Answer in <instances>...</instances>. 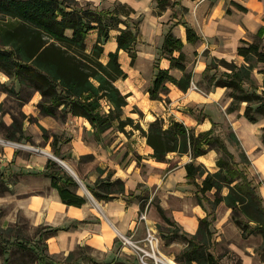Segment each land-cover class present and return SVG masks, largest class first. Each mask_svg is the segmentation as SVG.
I'll return each mask as SVG.
<instances>
[{
	"label": "trees",
	"instance_id": "obj_1",
	"mask_svg": "<svg viewBox=\"0 0 264 264\" xmlns=\"http://www.w3.org/2000/svg\"><path fill=\"white\" fill-rule=\"evenodd\" d=\"M167 2L156 0L155 3L163 11ZM134 12L132 6L124 3L119 7L97 10L88 5L79 6L77 0H0V72L37 91L40 94L37 106L42 114L55 116L56 111L60 110L67 113V118H85L92 127L95 139H99L100 134L111 127L127 133L125 126L129 125L131 131L138 130L145 137L146 144L151 148L150 157L154 160L167 161V155L172 152L186 153L191 157L184 164L185 177L187 183L193 185L195 202L205 211V215L198 219L196 232L187 240L182 252L184 259L177 256L180 264H192V261L196 264H215L210 253L206 258L199 256V244L194 243L193 239L208 226V217L221 202L230 208V218L242 233L258 232L264 247L263 198L249 174L250 160L232 127H227L229 130L224 137L215 130L221 122L211 121L208 129L195 131L179 120H171L164 126L163 119L155 117L143 128L137 119L124 113L128 94L122 93L115 81L126 77L118 60V51L124 50L131 64L137 56L135 45L140 18L130 22ZM171 16L175 14L171 13ZM92 29L96 31V38L90 49L86 50L85 38ZM111 29L118 30L115 35L116 48L107 53V59L103 62V44L109 39ZM259 31L256 32L259 40L241 39L236 47V53L246 63L236 64L225 58L212 57L202 71L208 86L213 84L228 89L230 102L227 112L238 109L240 103L245 102L243 116L250 122H255L257 116L264 117V81L263 88L258 91L252 79L255 67L252 61L264 64V44L260 42L262 34ZM185 38L190 43L198 39L188 25H185ZM182 46L181 39L167 29L160 45L161 55L169 60V68H176L182 74L176 78L168 69L156 65L154 78L148 87L150 98H159L160 93L167 92V81L182 91L190 86L192 71L186 68ZM174 52L177 54L174 55ZM219 65L224 70L216 77L214 72ZM210 70L214 72L209 73ZM259 71L264 72V69ZM103 102H106V110L102 109ZM132 111L141 115L136 107ZM4 132V137L9 140L28 138L21 123L14 120L4 127ZM53 137L55 139V135ZM227 141L237 147L236 152L227 148ZM260 141L264 145V125L260 129ZM53 143V153L58 156V149ZM210 149L217 153L215 171H207L203 164L194 162L196 156ZM102 171L99 169V172ZM44 173L50 178L51 186L57 190L62 202L80 206L86 201L84 196L74 191L78 185L75 178L56 160H47ZM111 176L112 172L108 170L105 177L98 176L93 184L86 186L94 198L109 200L124 194L123 180ZM127 196H133L132 192ZM139 209H143V203H140ZM158 211L162 218L172 222L160 207ZM14 242L20 249L36 255L37 260L44 264H58L52 259L45 261L36 249L24 245L18 237L14 238Z\"/></svg>",
	"mask_w": 264,
	"mask_h": 264
},
{
	"label": "crops",
	"instance_id": "obj_2",
	"mask_svg": "<svg viewBox=\"0 0 264 264\" xmlns=\"http://www.w3.org/2000/svg\"><path fill=\"white\" fill-rule=\"evenodd\" d=\"M120 1H126L135 10L141 3V0ZM171 1L169 14L167 10H163L161 17H158L160 21L154 20L155 32L158 33L160 45L167 29L181 39L186 68L192 71L190 86L186 91H182L167 81V92L160 93L159 98H150L148 87L156 72L151 61L157 55V49L152 48L147 52L151 57L148 68L141 67L139 63L131 64L128 54L120 49L118 60L126 77L117 79L115 84L122 93L128 94L123 110L132 107L125 114L135 118L136 112L132 109L136 107L141 112L139 122L143 128L155 117H160L166 123L164 126L171 120H179L193 127L195 131H201L208 129L211 121L228 120L234 129L233 119L236 115L226 111L230 102L228 89L211 84L206 90H201L198 83L203 81L202 71L212 57L233 59L239 64L243 61L236 53L240 40L251 41L259 29L264 36V0H203L200 3H197V0ZM171 13L175 16L172 17ZM185 25L193 28L197 34L198 39L195 42L186 41ZM142 28L143 24L141 30ZM116 34L109 33V39L103 44V62L107 59V53L116 48ZM95 38L96 31L92 29L85 38L86 50L90 49ZM140 54L142 52L137 50L135 60L142 56ZM176 54L177 52H174V55ZM157 63L159 68L168 69L176 78L182 74L176 68H169V60L165 55H160ZM190 107L198 108L201 114L194 116L189 112ZM48 118L46 117L45 124L52 126L53 123ZM77 118L81 120L80 126L70 129V138L60 145L58 156L51 151L50 146H36L32 150L20 149L11 140L0 135V228L25 220L33 228L41 225L48 231L54 229L45 239L49 255L70 253L84 246L106 254V258L119 255L117 262L120 264H132V261L125 260L117 252L116 244L119 243L115 236L119 232L141 239L146 228L153 227L159 220L152 205L145 210L143 208L145 218L139 219L140 213L143 212L139 209L140 201L138 198L127 196L129 191H137L138 183H145L147 189L157 196L159 206L167 218L180 225L190 235L196 232L198 219L205 215L200 205L195 202L186 211L182 206L173 205L167 200L169 196L180 199L187 193L194 195L190 190L191 184L187 183L185 177L184 164L191 160L188 154L172 152L167 155V161H156L150 157L151 148L141 134L135 137V142L127 143L118 135L111 142L102 144L105 133L102 132L99 139H95L88 121L86 120L89 125L85 123V118ZM53 126L55 127L54 124ZM60 130H64L63 126H60ZM50 154L61 157L59 159L68 167L63 166L67 173L84 186L93 184L98 176L103 177L110 170L111 178L119 177L123 180L124 194H118L109 200L95 198L94 204L90 199H86L80 206L65 204L57 190L51 186L50 178L44 173L47 160L52 158ZM83 156H90L93 160L87 162L90 163L89 166L83 164L86 167L80 175L77 168L79 164L82 166L79 160ZM216 156V151L210 149L196 156L194 162L203 164L207 171H215ZM170 162H173L172 166ZM141 164H145L148 169L143 171ZM99 169L105 170L102 176ZM197 181L200 182V179ZM74 191L84 196L79 187H75ZM89 195L92 196L91 193ZM15 227L17 228L16 225ZM173 252L174 250H170L167 255H173ZM81 261L82 259L78 262ZM134 262L139 264L136 260Z\"/></svg>",
	"mask_w": 264,
	"mask_h": 264
},
{
	"label": "rangeland",
	"instance_id": "obj_3",
	"mask_svg": "<svg viewBox=\"0 0 264 264\" xmlns=\"http://www.w3.org/2000/svg\"><path fill=\"white\" fill-rule=\"evenodd\" d=\"M143 1L146 2L143 3ZM202 1L203 0H197L196 2L200 3ZM77 2L79 6L88 5L97 10L111 9L115 6L119 7L122 3L131 6L126 1L120 0H77ZM171 3L172 1L168 0L164 8L167 10V14H169L168 8L171 7ZM165 10L164 12H166ZM162 14L163 11L159 10L157 3H155V1L153 2V0L150 3L147 2V0H141L137 10L131 14V19H129L130 22H134L140 18V23L138 24L139 32L135 47L142 52V54H140L142 56L139 59L134 60L135 63L133 62V64L137 65L139 63L141 67L148 68L150 64L149 59L151 57L147 55V52L152 50V48L157 49V55H155L154 59L151 61L152 67L155 68L158 64L157 60L161 55V51L159 47V36L158 33L155 32V24L153 22L154 20L160 21L158 20V17H161ZM141 24H143L142 30ZM119 26L123 27L124 25L119 24ZM117 32V29H111L109 33ZM260 34H262V32H260ZM263 38L264 36H261L260 38L262 44H264ZM252 40H259L256 33L253 35ZM228 61L234 60L231 59ZM252 62L255 65L252 70L253 83L258 87V91H260L263 88L264 78L261 79V77H264V72H260L259 69L263 70L264 64L255 62L254 60ZM234 63L238 64L235 61ZM241 63L246 62L243 60ZM222 70H224V67L219 65L216 72L210 70L209 73L214 72L215 76L219 77ZM207 84L208 80L203 79V81L198 83V86L201 90H206L208 86ZM244 85L245 87H248L247 83H244ZM39 100L40 94L37 91H34L32 87L27 86V84H20L17 79L0 72V135L4 137L6 133H2L4 127H7L14 120L15 123H21L24 135H27L28 137L27 139L24 138L19 141L11 140L12 142H16V144H14L16 147L32 150L36 148V146H50L52 151V143L54 142V147H58L57 149L59 151L60 145L69 140V133H72L70 129H73L75 126H80L81 120L77 118L79 116L67 118V113L60 110L56 111L55 116H45L38 109L37 105ZM244 106L245 102H241L239 108L232 111V114L234 116L236 115L233 119L235 122V128L232 129L250 160L248 171L253 177L254 182L257 184L258 193L262 196L264 203V145L260 141V129L264 125V117L257 116L255 122L248 121L243 116ZM106 108V102H103L102 109L106 110ZM131 108L126 107L125 111L123 110L124 113L129 112ZM189 112L196 117L201 114V112H198V108L194 107H190ZM46 117H49V121H51L55 127L53 124L52 126L45 124ZM139 118H141V115L139 116L138 112H136L135 119L139 121ZM85 123L88 124L86 119ZM139 123L142 125L141 122ZM165 124L166 123H164V125ZM60 126H63L64 130H60ZM227 127H232L228 120L221 122L220 125L215 127V130L217 131V134L225 137L229 130ZM130 129V126L126 125L125 130L127 133H123L116 130L115 127L108 128L104 131L105 135L102 138V144L105 142H111L113 138L118 135L120 139H123V141L127 143L135 142V137L140 133L138 130L131 131ZM135 132L136 134L134 135ZM54 135L55 139L53 137ZM124 137H126V140H124ZM227 148L232 152L237 151V147L230 141H227ZM134 155L135 154H132V156ZM92 160L93 159H91L90 156L80 157L79 163H82V166L79 164L77 173L82 175L86 167L83 166V164L86 163L85 165L89 166L90 163L88 164L87 162ZM172 164L173 162H170V166H172ZM140 166L143 171L148 169L145 164H141ZM104 172L105 170L99 174L102 176ZM161 177H163V174ZM76 187H79L86 199H90L93 204L96 203V199L94 197L92 198V196L90 197V192L88 193L86 185L84 186L83 183H78ZM190 187V190L194 192L193 185ZM136 189L137 191H129L128 194L130 192H132V194L135 193L132 198H138L140 203H143L144 210L145 208H149V205H152L153 211L159 219L155 225L151 227L157 238L156 245L159 253L165 261L166 256L175 263L180 264L179 260H177V256L179 255L181 259H184V254H182V252L187 246V240L189 239L190 234H188L180 225L177 223L175 224L174 221L169 222L161 217L158 211V208L160 207L158 198L147 189L145 183H138ZM225 190L226 189H224L223 192H225ZM167 200L173 205L182 206L186 211H188L192 204L195 203L194 195L189 193L185 194L184 197H181L180 199H175L174 197L169 196L167 197ZM144 210L142 213H144ZM212 213L213 218H211L212 216L208 217L210 219L208 226H205L202 231L197 234L196 238L193 239L194 243L199 244L198 253H200L199 256L201 258H206L210 253L215 260V264H264V247L262 244V237L258 232L243 234L241 228L230 218V208L226 207L222 202L214 208ZM44 228L45 227L41 225L33 228L29 226L25 220L19 223L16 222L15 224L10 223L5 228H0V264H44L41 260H37L36 255L29 254L27 251L20 249L14 242L15 237L20 238L24 245L36 249L38 255L44 257L45 261L52 259L58 264H120L117 262L119 255H116L117 257L112 256V258H106V254H101L90 247L84 246H80L70 253L59 254L56 256L49 255L46 250L45 239L50 231L45 230ZM174 235H176V237H174ZM128 236L132 235L128 234ZM115 237L120 245L116 244V249L120 256L129 262L132 261V264H136L134 260L137 261V258L135 257V254L132 253L131 248L121 242L118 232ZM131 239L136 240L133 236ZM170 250H174L173 255H167ZM180 252L181 254H179ZM80 259H82V261L78 262ZM192 264H196V262L192 261Z\"/></svg>",
	"mask_w": 264,
	"mask_h": 264
},
{
	"label": "built area",
	"instance_id": "obj_4",
	"mask_svg": "<svg viewBox=\"0 0 264 264\" xmlns=\"http://www.w3.org/2000/svg\"><path fill=\"white\" fill-rule=\"evenodd\" d=\"M16 144V142H12ZM144 213H140L139 219L144 218ZM121 242L131 248L139 264H169L165 261L157 248V238L151 227L146 228V233L141 239H131V236L119 233Z\"/></svg>",
	"mask_w": 264,
	"mask_h": 264
},
{
	"label": "water",
	"instance_id": "obj_5",
	"mask_svg": "<svg viewBox=\"0 0 264 264\" xmlns=\"http://www.w3.org/2000/svg\"><path fill=\"white\" fill-rule=\"evenodd\" d=\"M50 155H51V157H52L53 159H55L57 162H59L62 166L68 168L67 165H65V163H64L61 159L55 157V156L52 155V154H50Z\"/></svg>",
	"mask_w": 264,
	"mask_h": 264
},
{
	"label": "bare ground",
	"instance_id": "obj_6",
	"mask_svg": "<svg viewBox=\"0 0 264 264\" xmlns=\"http://www.w3.org/2000/svg\"><path fill=\"white\" fill-rule=\"evenodd\" d=\"M165 259H166V261L169 263V264H177V263H175L173 260H171L170 258H166L165 257Z\"/></svg>",
	"mask_w": 264,
	"mask_h": 264
}]
</instances>
